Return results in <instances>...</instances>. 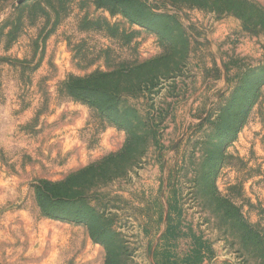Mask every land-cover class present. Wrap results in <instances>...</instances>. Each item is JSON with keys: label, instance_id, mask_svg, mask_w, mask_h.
I'll use <instances>...</instances> for the list:
<instances>
[{"label": "rangeland", "instance_id": "374dc122", "mask_svg": "<svg viewBox=\"0 0 264 264\" xmlns=\"http://www.w3.org/2000/svg\"><path fill=\"white\" fill-rule=\"evenodd\" d=\"M133 1L0 0V264H264V0Z\"/></svg>", "mask_w": 264, "mask_h": 264}, {"label": "trees", "instance_id": "16d2710c", "mask_svg": "<svg viewBox=\"0 0 264 264\" xmlns=\"http://www.w3.org/2000/svg\"><path fill=\"white\" fill-rule=\"evenodd\" d=\"M102 1L104 0H99V2ZM105 2L109 3L113 7L117 3H123L124 9L130 10V8L132 9L134 1L105 0ZM136 8L137 9L134 14H125L127 19L133 24H137L146 28L154 27L153 25L155 24L152 22V20H148V17H153V15L150 14L149 9L146 7V4L143 2H139ZM109 9H112V7L109 6ZM153 18L162 17L157 15ZM148 62H152V60L143 62V64H141V67L145 64L148 65ZM106 78L111 79L109 74L106 75L97 73L95 75H92V77H88L86 79H70L64 83V87L67 89L68 94H70L73 98L96 108L100 114H104L107 119H111V123L115 124V126H125L124 123L126 121L127 114L122 117L118 114L116 115L117 105L120 100L119 94H117L113 89L110 90L108 89V87H106L103 81ZM196 257L199 258L198 254L196 255Z\"/></svg>", "mask_w": 264, "mask_h": 264}, {"label": "crops", "instance_id": "0c3cea01", "mask_svg": "<svg viewBox=\"0 0 264 264\" xmlns=\"http://www.w3.org/2000/svg\"><path fill=\"white\" fill-rule=\"evenodd\" d=\"M31 239H32V238L30 237V241H31Z\"/></svg>", "mask_w": 264, "mask_h": 264}]
</instances>
